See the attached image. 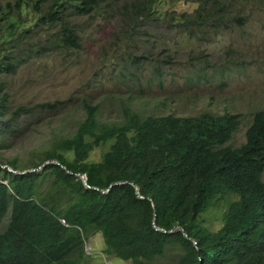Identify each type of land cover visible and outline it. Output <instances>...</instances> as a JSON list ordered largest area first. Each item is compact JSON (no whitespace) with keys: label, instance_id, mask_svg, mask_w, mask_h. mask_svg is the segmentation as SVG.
<instances>
[{"label":"trees","instance_id":"16d2710c","mask_svg":"<svg viewBox=\"0 0 264 264\" xmlns=\"http://www.w3.org/2000/svg\"><path fill=\"white\" fill-rule=\"evenodd\" d=\"M111 1L0 6V150L24 135L23 117L33 108L56 104L13 107L2 75L52 47L79 49L68 18L90 16ZM188 1L198 6L180 19L183 28H219L234 0ZM161 2L135 0L129 14L151 18ZM44 26L59 27L55 44L34 49L33 36ZM83 108L74 133L50 142L29 167L6 162L24 173L0 167V226L6 220L0 264H82L85 241L97 232L104 254L131 264H170L159 261L169 248L179 251L173 264H264V110L254 115L244 142L232 146L239 114H129L111 124L100 122L88 102ZM95 148L103 149L98 161L90 159ZM76 174L85 175L87 186ZM226 196L234 198L222 226L211 230L204 216Z\"/></svg>","mask_w":264,"mask_h":264},{"label":"rangeland","instance_id":"374dc122","mask_svg":"<svg viewBox=\"0 0 264 264\" xmlns=\"http://www.w3.org/2000/svg\"><path fill=\"white\" fill-rule=\"evenodd\" d=\"M14 1L0 0V6ZM134 1L114 0L90 16L69 17L79 49L52 47L57 26H44L33 36L34 49L52 48L3 74L4 92L13 107L56 104L35 107L31 116L23 117L26 132L0 150L1 164L15 159L22 168L29 167L50 142L74 133L85 118L84 102L95 108L100 122L111 124L122 123L129 114L227 111L241 119L230 145L244 142L253 115L264 110V0L230 2L233 10L219 28H183L180 19L193 14L196 1L162 0L151 18L129 14ZM102 153L95 148L90 159L98 161ZM233 198L217 199L216 208L204 216L209 229L222 226V212ZM104 248L101 233L90 236L82 264H131L107 256ZM178 253L169 248L159 261L173 264Z\"/></svg>","mask_w":264,"mask_h":264},{"label":"clouds","instance_id":"9594fccd","mask_svg":"<svg viewBox=\"0 0 264 264\" xmlns=\"http://www.w3.org/2000/svg\"><path fill=\"white\" fill-rule=\"evenodd\" d=\"M261 111H263V110H261ZM225 112H227V111H225ZM257 112H259V111H257ZM257 112H256V113H257ZM223 113H224V112H223ZM223 113H222V114H223ZM228 113H230V112H228ZM256 113H255V114H256ZM210 114H212V113H210ZM231 114H232V113H231ZM255 114H254V115H255ZM173 115H174V114H173ZM254 115H253V117H254ZM198 116H199V115H198ZM253 117H252V119H253ZM252 119H251V122H252ZM251 122H250V124H251ZM240 124H241V119H240ZM250 124H249V125H250ZM249 125H248V126H249ZM239 126H240V125H239ZM248 126H247V127H248ZM238 128H239V127H238ZM246 129H247V128H246ZM238 130H239V129H238ZM238 130H237V131H238ZM245 131H246V130H245ZM231 140H232V139H231ZM50 162H55V161H54V160H51ZM45 163H47V162H45ZM0 165H1L0 167H1V168H4V169H7V170H8L9 168L12 169V168H11L9 165H7V164H6V167H2V166H4V164H1V163H0ZM12 170H13V169H12ZM8 171H9V170H8ZM14 171H15V172H13V173H20V172H21V171H17V170H14ZM11 172H12V171H11ZM23 172H25V171H23ZM263 174H264V173H263ZM77 176H79V175H77ZM79 177H80V176H79ZM262 178H263V175H262ZM80 179H81V178H80ZM81 180H82V179H81ZM82 182H83V181H82ZM84 185L87 186V184H84ZM62 222H63V221H62ZM85 242H86V241H85ZM84 245H85V244H84Z\"/></svg>","mask_w":264,"mask_h":264},{"label":"water","instance_id":"95a60500","mask_svg":"<svg viewBox=\"0 0 264 264\" xmlns=\"http://www.w3.org/2000/svg\"><path fill=\"white\" fill-rule=\"evenodd\" d=\"M1 166V165H0ZM2 167H6V166H2ZM9 171H12V172H15L14 170H12V169H8ZM20 173H24L23 171H21ZM76 175H79L80 177H82V181H83V183L84 184H86V178H85V175H83V174H76ZM177 228H179V229H181L180 227H177ZM173 230V229H172ZM172 230H169V232H172Z\"/></svg>","mask_w":264,"mask_h":264}]
</instances>
